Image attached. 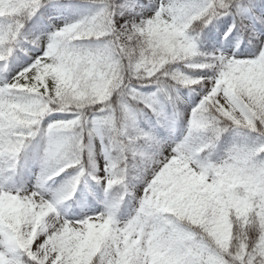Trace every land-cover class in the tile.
Masks as SVG:
<instances>
[{
	"label": "snow or ice",
	"instance_id": "1",
	"mask_svg": "<svg viewBox=\"0 0 264 264\" xmlns=\"http://www.w3.org/2000/svg\"><path fill=\"white\" fill-rule=\"evenodd\" d=\"M0 264H264V0H0Z\"/></svg>",
	"mask_w": 264,
	"mask_h": 264
}]
</instances>
